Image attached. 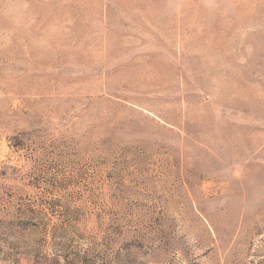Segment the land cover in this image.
I'll return each instance as SVG.
<instances>
[{"label":"rangeland","instance_id":"rangeland-1","mask_svg":"<svg viewBox=\"0 0 264 264\" xmlns=\"http://www.w3.org/2000/svg\"><path fill=\"white\" fill-rule=\"evenodd\" d=\"M0 264H264V0H0Z\"/></svg>","mask_w":264,"mask_h":264}]
</instances>
